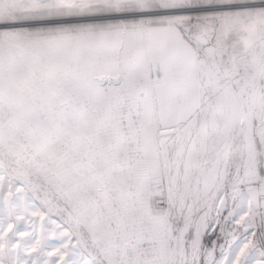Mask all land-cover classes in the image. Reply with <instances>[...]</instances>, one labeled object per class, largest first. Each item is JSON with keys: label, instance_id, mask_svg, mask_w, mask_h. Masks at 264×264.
<instances>
[{"label": "snow or ice", "instance_id": "6c2138e0", "mask_svg": "<svg viewBox=\"0 0 264 264\" xmlns=\"http://www.w3.org/2000/svg\"><path fill=\"white\" fill-rule=\"evenodd\" d=\"M0 264H264V0H0Z\"/></svg>", "mask_w": 264, "mask_h": 264}]
</instances>
